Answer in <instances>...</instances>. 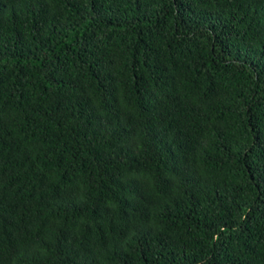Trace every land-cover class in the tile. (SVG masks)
<instances>
[{"label": "trees", "instance_id": "16d2710c", "mask_svg": "<svg viewBox=\"0 0 264 264\" xmlns=\"http://www.w3.org/2000/svg\"><path fill=\"white\" fill-rule=\"evenodd\" d=\"M0 264H264V0H0Z\"/></svg>", "mask_w": 264, "mask_h": 264}]
</instances>
